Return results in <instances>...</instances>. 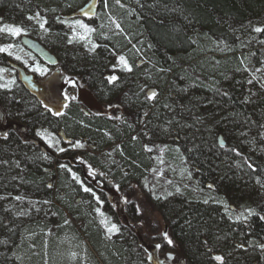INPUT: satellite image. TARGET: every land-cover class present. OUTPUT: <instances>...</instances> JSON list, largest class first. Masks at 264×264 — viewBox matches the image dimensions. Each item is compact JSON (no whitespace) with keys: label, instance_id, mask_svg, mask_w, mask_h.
<instances>
[{"label":"trees","instance_id":"obj_1","mask_svg":"<svg viewBox=\"0 0 264 264\" xmlns=\"http://www.w3.org/2000/svg\"><path fill=\"white\" fill-rule=\"evenodd\" d=\"M143 1H148L152 14L142 12L139 32L152 47L150 55L166 69L165 78L163 84H154L146 79L145 67L137 66L133 76L144 86L125 82L129 79L125 76L112 82V106L117 105L115 113L123 110L121 119L115 113L112 117L87 114L76 103L64 115L52 114L41 104L32 106L25 98H18L15 91L0 90V110L18 105L24 118L15 120L3 111L6 122L0 118V248L7 240L10 251L17 254L20 235L27 234L24 221L16 220L12 197L24 190L33 198L52 200L54 182H64L63 169L58 179L53 164L44 158L54 153L35 135L40 126L54 131L63 128L75 138L87 136L96 152L112 146V171L123 184L138 182L144 176L152 163L146 148L160 145L181 151L207 189L218 190L230 179L242 182L263 174L264 90L250 82V70L264 64V32H257L258 38L252 42L232 43L235 48L221 57L213 54L218 53L215 39L228 31L220 25V18L233 19L235 24L248 23L262 13L264 0ZM29 7H36V2L0 0V15L4 21L24 17L32 12ZM155 10L157 16L153 15ZM171 16L177 22H168L166 18ZM197 27L199 30H195ZM98 65L77 74V78L86 84L102 78L104 72ZM179 79L192 85L195 92L188 106L176 94ZM121 82L125 84L117 88ZM103 83L108 84L107 77ZM153 90L156 95L149 99ZM190 91H183V99L187 100ZM25 93L27 97L32 94L28 89ZM199 102L209 115L205 120L193 113ZM139 108L151 111L144 123ZM106 131L112 133V138ZM102 154H88L86 159L106 172L101 159L108 154ZM75 156L64 154L61 161L84 174L81 165L73 163ZM60 185L61 196L65 188ZM168 207L177 219L170 220L171 234L187 264H264V218L260 213L247 220H233L218 203H170ZM216 256L223 260H215Z\"/></svg>","mask_w":264,"mask_h":264},{"label":"rangeland","instance_id":"obj_2","mask_svg":"<svg viewBox=\"0 0 264 264\" xmlns=\"http://www.w3.org/2000/svg\"><path fill=\"white\" fill-rule=\"evenodd\" d=\"M33 1L36 7H29L32 12H27L24 17L4 21L0 15V28L17 26L25 30L18 36L0 32V48L7 49L0 52V69L3 70L0 71V90L6 93L15 91L18 98H25V102H31L32 106L41 104L52 114L64 115L68 107L76 103L87 114L112 117L117 105L112 106L109 77L116 76L117 80L122 76L129 77L125 82L144 86L133 76L137 66H143L147 80L163 84L166 69H162L150 55L152 47L146 43V36L139 32L142 12L152 14L148 1L145 4L143 0ZM21 7L26 8L24 3ZM155 12L153 15L157 16ZM166 19L171 23L177 22L176 17ZM76 21L88 25L93 31L85 33ZM41 23H44V28L40 27ZM219 23L228 31L215 39L214 47L218 53L213 55L216 58L231 52L235 48L231 45L234 42H252L258 38L254 29L264 28V9L242 25L229 18H220ZM195 30H199L198 27ZM26 37L45 46L56 56L57 64L46 63L23 44L22 39ZM261 42L264 43V39ZM120 56L125 57L131 71L120 64ZM97 65L104 72L102 78H93L88 84L77 78V74ZM37 67L43 70V74L34 71ZM250 71L252 84L264 90V64L253 66ZM24 77L34 79L24 82ZM106 77L107 85L103 83ZM184 81H176V94L188 106L190 99L195 98V92L191 90L192 85ZM123 84L118 83L117 88ZM27 89L32 93L29 97L24 94ZM183 91L186 94L190 91L186 95L187 100L182 97ZM151 92L156 94L154 90ZM16 100L19 102L21 99ZM17 106L1 109L6 117L24 120ZM201 106L202 102L196 104L193 113L205 120L209 115ZM150 112V109L141 110L142 123ZM122 113L123 110H118L115 116L121 119ZM5 122L3 119L2 123ZM106 134L112 138V133L106 131ZM35 135L53 151L52 156L44 155V158L53 164L57 178L63 169L64 182H54L52 200L33 198L24 190L12 197L16 220L24 221L22 224L27 226L24 229L27 234L20 235L17 254L10 251L7 240L2 241L0 264H156L157 261L187 264L171 234L169 224L176 216L173 217V211L168 207L170 203H218L233 220H238L242 213L247 218L239 220H247L255 213L264 217V172L257 179L244 177L242 182L230 179L231 182L221 183L218 190L207 189L181 151L160 145L146 148V155L152 157V163L149 170L145 169L144 176L138 182L123 184L112 171V146L103 151L108 154L101 159L107 168L104 172L87 162L88 154L103 156V152L94 151L87 136L75 138L68 130L54 131L45 126L37 127ZM64 154H75L73 163L81 165L84 174L71 165H65L61 161ZM262 154L264 161V150ZM60 184L65 188L61 196ZM64 192L67 195H63ZM249 210H252L251 215ZM102 220H107L108 226L115 224L119 231L109 233ZM164 233L172 240L171 245L165 240Z\"/></svg>","mask_w":264,"mask_h":264},{"label":"snow or ice","instance_id":"obj_3","mask_svg":"<svg viewBox=\"0 0 264 264\" xmlns=\"http://www.w3.org/2000/svg\"><path fill=\"white\" fill-rule=\"evenodd\" d=\"M87 14H88V13H85V15H87ZM31 18H32V17H29V19H31ZM75 23H76L80 28L84 29V32H85V33H90V32L93 31V29H91L88 25L83 24L81 21H76ZM40 27H41V28H44V23H41V24H40ZM117 27H119V25H117ZM23 31H25V30L22 29L21 27H17V26H4V27L0 28V32H8V33H10V34L13 35V36H18V35H20ZM254 31H256V32H258V33H259V32H264V28L256 27V28L254 29ZM81 38L83 39L84 37L82 36ZM69 42H71V41H69ZM9 47H11V45H9ZM4 51H7V49H5V48H0V52H4ZM10 54H11V53H10ZM16 58H17V59H20L19 56H17ZM118 59H119L120 64L123 65V67H124L126 70L131 71V67L128 65V63H127L125 57L120 56ZM0 71H3V70L0 69ZM34 71H40V72L43 74V70L40 69L39 67L35 68ZM115 80H117V77H116V76H111V77H109V82H110V83L113 82V81H115ZM250 82H251V81H250ZM155 95H156V94L153 92L148 98H149V99L154 98ZM78 146H81V145H78ZM60 151H63V149H60ZM61 167H64V166L61 165ZM85 190H86V191H90L89 189H85ZM97 211H99V210H97ZM251 214H252V210H249V215H251ZM241 218L246 219L247 217H244V216H243V213H242L241 216L237 217V219L239 220V219H241ZM262 218H264V217H262ZM101 223L104 224V225L106 226L107 231H108L109 233H112V232H118V231H119V229L117 228V226H116L115 224H111L110 226H108V221H107V220H102ZM163 235H164V238H165V240L167 241V243H168L169 245H171L173 242H172L171 239H168L167 233H164ZM156 247H157V248H160L161 246H160V245H156ZM261 247L264 248V245H261ZM169 258H172V257H171V254H169ZM149 259L152 260L153 257L150 255V256H149ZM214 259L217 260V261H222V260H223V258H222L221 256H216V257H214ZM156 264H163V262H161V261H157Z\"/></svg>","mask_w":264,"mask_h":264},{"label":"water","instance_id":"obj_4","mask_svg":"<svg viewBox=\"0 0 264 264\" xmlns=\"http://www.w3.org/2000/svg\"><path fill=\"white\" fill-rule=\"evenodd\" d=\"M26 40H29L32 45H31V50L40 56V58L42 60H44L46 63L54 66L57 64V58L54 54H52L45 46H43L40 42H38L35 39L26 37L23 38V42H25ZM24 80H27V78H24ZM0 117L3 118V113L0 110Z\"/></svg>","mask_w":264,"mask_h":264},{"label":"flooded vegetation","instance_id":"obj_5","mask_svg":"<svg viewBox=\"0 0 264 264\" xmlns=\"http://www.w3.org/2000/svg\"><path fill=\"white\" fill-rule=\"evenodd\" d=\"M22 42H23V39H22ZM23 44H25L29 49H31L30 47L32 43L29 40H26L25 42H23ZM24 78H27V80H24V82H29L34 79L33 77H24Z\"/></svg>","mask_w":264,"mask_h":264},{"label":"bare ground","instance_id":"obj_6","mask_svg":"<svg viewBox=\"0 0 264 264\" xmlns=\"http://www.w3.org/2000/svg\"><path fill=\"white\" fill-rule=\"evenodd\" d=\"M2 112V111H1ZM1 118V117H0ZM1 119H3V118H1Z\"/></svg>","mask_w":264,"mask_h":264}]
</instances>
